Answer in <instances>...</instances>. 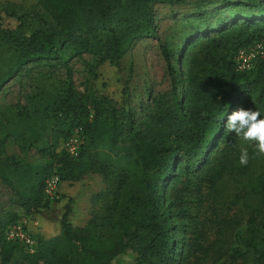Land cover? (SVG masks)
Returning a JSON list of instances; mask_svg holds the SVG:
<instances>
[{
	"label": "trees",
	"instance_id": "trees-1",
	"mask_svg": "<svg viewBox=\"0 0 264 264\" xmlns=\"http://www.w3.org/2000/svg\"><path fill=\"white\" fill-rule=\"evenodd\" d=\"M188 1L41 0L59 31L40 28L28 37L12 38L15 61L0 75V85L29 63L64 62L67 80L57 101L65 108L68 127L59 133L67 139L80 128L83 143L79 155L71 157L65 150L50 151L44 141L39 149L50 160L48 164L2 157L3 138L15 132L10 120L6 121L0 131V176L15 188L21 212L3 229L0 264H11L21 245L7 241L5 235L21 213L43 228L36 235V253H29L32 264L41 260L49 264H119L126 256L137 264H179L181 245L172 234L176 223L160 205L164 184H187L186 180L200 177L203 171V179L215 187L240 157L233 154L240 138L225 130L227 116L246 101L264 105V60L247 71L236 64L241 48L264 41V0H234L227 5L226 15L219 9L204 12L207 5L196 3L201 12L193 19L202 24L184 46L173 47L158 38L173 86L171 105H156L143 119L137 118L120 62L133 37L157 36L156 3L183 5ZM67 46L72 47L71 56L90 52L98 66L107 62L115 66L95 76L94 85L105 106L95 101L92 117L85 96L74 88L68 61H62ZM179 84L183 85L180 93ZM8 110H15L30 124L24 108L11 106ZM220 150L224 154L219 158ZM249 164L250 158L247 166L240 167L242 173ZM55 173L60 177V197L51 202L45 198L44 188ZM92 174H102L107 181L115 179L108 191L114 198V205L107 206L114 211L109 215L93 212L94 203L104 193H93L83 181ZM246 185L264 210V170ZM89 193L93 195L86 199ZM262 234L264 218L238 232L240 244L227 249L229 256L247 264H264ZM201 238L199 233L192 245L202 246Z\"/></svg>",
	"mask_w": 264,
	"mask_h": 264
},
{
	"label": "rangeland",
	"instance_id": "rangeland-1",
	"mask_svg": "<svg viewBox=\"0 0 264 264\" xmlns=\"http://www.w3.org/2000/svg\"><path fill=\"white\" fill-rule=\"evenodd\" d=\"M233 1L189 0L183 5L164 2L154 5L157 36L133 37L120 62V68L129 83L131 104L138 119H143L150 110L157 107L156 105L168 107L172 103L173 86L158 38L173 47H182L186 38L194 34L195 28H200L202 24L193 19L194 14L201 12L196 8V3L207 5L204 12L212 13L214 9H219L226 15L229 10L226 7ZM241 9L249 11V8ZM40 28L50 32L59 31L56 22L42 7L41 0H0V75L15 61L16 52L12 38L28 37ZM262 39L264 40V33ZM72 51V47L67 46L62 61H68L74 88L85 96V105L90 109L89 117H92L94 102L103 104L94 85L95 76L99 71L114 69L115 66L108 62L98 66L93 53L82 52L71 56L69 54ZM261 60H264V55L258 57L256 63ZM63 63L58 61H53L52 65L29 63L16 76L6 79L0 85V131L6 127L8 119L15 130L3 138L2 157H25L29 161L48 164L50 160L42 157L39 145L48 141L50 151L64 150L66 139L60 135L59 130L66 129L68 122L63 115L65 108L57 101L67 80V69ZM182 89L183 85L179 84L178 92L180 93ZM11 106H19L28 111L27 119L30 124L26 125L15 110L9 111ZM243 108L258 110L261 118H264V105L254 106L253 103L246 101ZM28 145L30 148L26 149ZM242 148L247 149L250 158L246 173L241 172L242 165L238 159L234 162L235 168L215 187H211L203 179L202 176L205 175L203 171L200 172V177L186 180L187 184L178 182L175 185L173 182L178 194L172 190L173 184L170 182L164 184L165 195L160 205L161 210L171 213L172 222L176 223V230L172 234L176 243L181 245L179 264H230V262L247 264L242 259L231 258L227 249L240 244L238 235L240 230L245 231L249 225L258 224L264 218V210H260L258 199L246 185L247 181L254 179L264 170V156L256 155L254 144L241 138L237 150L233 152L234 156L241 154ZM222 154L224 153L220 150L216 155L220 158ZM52 165L54 167L55 164ZM114 180L113 178V181H107L102 174L87 175L83 180L88 183L93 193L94 191L104 193L102 198L94 203L93 212L100 215L114 212L107 210L108 205H114V198L108 192L113 187ZM5 181L0 176V245L3 241V229L21 212L16 202L15 188ZM12 181L15 185L16 178L13 176ZM90 193L86 195V199H91L93 193L91 195ZM24 216L25 214L21 213L16 220L23 219ZM90 217L91 213L87 215V219ZM31 221L29 219V228L37 235L34 221ZM199 233L202 234L200 239L202 246L192 245ZM31 261L32 255L24 246L18 245L11 264H32ZM119 264H137V261L126 256V260Z\"/></svg>",
	"mask_w": 264,
	"mask_h": 264
},
{
	"label": "built area",
	"instance_id": "built-area-1",
	"mask_svg": "<svg viewBox=\"0 0 264 264\" xmlns=\"http://www.w3.org/2000/svg\"><path fill=\"white\" fill-rule=\"evenodd\" d=\"M264 55V43L255 42L252 46L241 49L238 52L236 64L241 71H247L254 67L258 57ZM83 143L81 129L76 128L64 142V150L71 157H77L80 153V148ZM60 177L56 173L51 175L47 180L44 188L45 198L48 201H55L60 197L59 193ZM34 226H38V222L34 221ZM7 241L19 242L23 245L30 254H34L38 248V240L36 235L29 228V219L27 217L20 219L10 225L6 230ZM40 264H49L45 261H40Z\"/></svg>",
	"mask_w": 264,
	"mask_h": 264
},
{
	"label": "clouds",
	"instance_id": "clouds-1",
	"mask_svg": "<svg viewBox=\"0 0 264 264\" xmlns=\"http://www.w3.org/2000/svg\"><path fill=\"white\" fill-rule=\"evenodd\" d=\"M225 130L254 144L256 155L264 156V118H261L260 111L246 110L243 107L232 111L227 116ZM248 162L249 153L246 148H242L239 163L247 166Z\"/></svg>",
	"mask_w": 264,
	"mask_h": 264
},
{
	"label": "crops",
	"instance_id": "crops-1",
	"mask_svg": "<svg viewBox=\"0 0 264 264\" xmlns=\"http://www.w3.org/2000/svg\"><path fill=\"white\" fill-rule=\"evenodd\" d=\"M34 228L37 230V233L39 234H41L42 232H43V228L40 226V225H38V227L37 226H34Z\"/></svg>",
	"mask_w": 264,
	"mask_h": 264
}]
</instances>
